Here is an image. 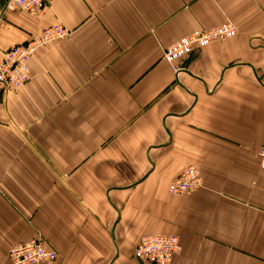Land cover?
<instances>
[{"label":"crops","instance_id":"1","mask_svg":"<svg viewBox=\"0 0 264 264\" xmlns=\"http://www.w3.org/2000/svg\"><path fill=\"white\" fill-rule=\"evenodd\" d=\"M0 0V63L53 25L32 78L0 100V264L39 238V264H144L143 236L177 235L170 264H264V0ZM238 26L181 62L164 49ZM200 168L193 193L169 184Z\"/></svg>","mask_w":264,"mask_h":264},{"label":"built area","instance_id":"2","mask_svg":"<svg viewBox=\"0 0 264 264\" xmlns=\"http://www.w3.org/2000/svg\"><path fill=\"white\" fill-rule=\"evenodd\" d=\"M54 0H10L9 7L26 10L38 15ZM68 29L63 25L47 27L42 33L8 50L0 63V94L18 89L31 77L28 59L37 53L39 47L55 39L66 36ZM238 28L233 23H224L218 27L197 29L178 39L164 49L163 57L173 63L176 71L181 70L180 63L195 51H200L216 40L235 36ZM21 79L22 82H21ZM20 84V85H19ZM261 169L264 170V144L260 148ZM203 183L201 171L188 167L169 184V191L187 195L198 190ZM181 250L177 235L149 234L142 237L135 248L134 256L144 264H170L176 253ZM55 251L45 247L39 240H29L15 245L9 251L12 264H34L55 260Z\"/></svg>","mask_w":264,"mask_h":264},{"label":"rangeland","instance_id":"3","mask_svg":"<svg viewBox=\"0 0 264 264\" xmlns=\"http://www.w3.org/2000/svg\"><path fill=\"white\" fill-rule=\"evenodd\" d=\"M234 25H235V24H234ZM236 27L238 28L237 25H236ZM65 28H66V27H65ZM238 31H239V28H238ZM237 33H238V32H237ZM237 33H236V34H237ZM232 37H233V36H232ZM192 54H193V53H192ZM192 54H191V55H192ZM32 56H33V55H32ZM164 59H165V58H164ZM29 60H30V59H28V65H29ZM165 60H166V59H165ZM172 64H173V63H172ZM180 66H181V63H180ZM180 69H182V67H181ZM31 78H32V74H31L30 79H29L26 83H28V82L31 80ZM22 80H23V79H21V82H22ZM19 85H20V84H19ZM23 85H24V84H22L20 87H22ZM20 87H19V88H20ZM2 94H3V93L0 94V100H1ZM188 167H193L194 169H197L198 171H201L200 168H198V167L195 166V165H189V166H187L186 168H188ZM186 168H185V169H186ZM33 239L41 241V242L45 245L46 248L50 249L49 247L46 246V244L44 243V241H42V240L39 239V238H32V239H29V240H33ZM29 240H26V241H29ZM26 241H22V242H20V243H23V242H26ZM18 244H19V243H17L16 245H18ZM12 248H13V247H12ZM12 248H11V249H12ZM11 249H10V250H11ZM50 250H53V249H50ZM53 251H55V250H53ZM55 252H56V251H55ZM56 254H57V252H56ZM57 257H58V256H57ZM57 257H56V259H57ZM56 259H55V260H56ZM50 261H54V260H48V261H46V262H50ZM43 263H44V262H43ZM11 264H12V263H11ZM34 264H39V263H34Z\"/></svg>","mask_w":264,"mask_h":264}]
</instances>
